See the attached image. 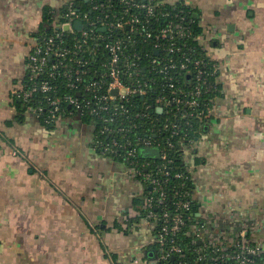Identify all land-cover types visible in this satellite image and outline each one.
Returning <instances> with one entry per match:
<instances>
[{"label":"crops","instance_id":"obj_1","mask_svg":"<svg viewBox=\"0 0 264 264\" xmlns=\"http://www.w3.org/2000/svg\"><path fill=\"white\" fill-rule=\"evenodd\" d=\"M72 1L0 0V264H132L154 242L136 222L140 187L95 151L93 124L65 117L49 130L33 113L16 118L45 14ZM180 1L198 10L224 92L193 148L204 163L188 157L200 210L226 218L222 228L246 224L264 249V0L166 3ZM128 234L139 245L128 249Z\"/></svg>","mask_w":264,"mask_h":264},{"label":"built area","instance_id":"obj_2","mask_svg":"<svg viewBox=\"0 0 264 264\" xmlns=\"http://www.w3.org/2000/svg\"><path fill=\"white\" fill-rule=\"evenodd\" d=\"M139 1L121 0L127 9L123 13V17L114 18L112 21H108L106 18L97 23L89 21L87 16L81 18L78 10L72 8V3L69 4V10L60 15L63 22L56 24L60 18H58L59 15L55 16L53 25L56 29L66 31L67 27L66 32L81 31L85 40L90 39L98 44L105 42L104 53H108L110 56L108 62L103 64V69L90 71L93 72L92 80L83 87L85 95L77 91L82 96V100L77 95H68L65 98V103L73 108L74 112H80L79 116L85 110H88L92 116H99L106 123L103 133L113 136L112 134L125 132L122 135L124 138L128 130L122 126L112 127V124L119 120V116H126V119H129L130 116H134L136 119L140 116H150L149 111L153 108L162 115H173L176 111L183 116V119L197 116L199 123H205V125L212 118L218 119V103L221 98L213 96V94L220 86L218 76L221 66L210 56L204 45V30L196 37L204 55L197 57L192 54L191 50L188 53L178 46V42L182 38L191 36L189 28L186 26L189 24V20L187 16L182 15L184 14L183 10H177L178 3L171 4L178 11L173 20L169 13H164L161 10L162 6L167 4L166 0ZM100 8L104 9L106 6L101 4L93 7L94 10ZM133 9L143 10V14L130 13ZM192 9L194 8L192 7ZM160 20L167 22L166 25H161ZM76 22L82 23L81 30L75 28ZM88 25L101 31H108V36L97 34L93 29H86ZM113 33L117 34L116 37ZM134 34L143 39H135ZM60 37L61 34L57 33L56 36L45 38L43 46L35 45L27 61V70L31 74V81L42 74H48L50 77L56 76L57 70L61 68V63L49 67L48 57L54 56L58 60L69 54L76 56L79 52H83L82 46L76 51L64 48L56 50L55 41ZM141 42L147 49L144 59L137 51V44ZM95 54H97V50L92 49L90 55L94 56ZM72 62H75L78 68L75 71L76 81L81 82L83 77L89 73L87 67L90 66V59L82 62L72 59ZM47 69L50 71H46ZM184 79L187 80V85ZM68 86L77 88L73 84ZM38 91L46 94L54 92V89L48 82L34 83L29 88L23 87L15 93V96L20 99H28ZM89 95L91 96L89 97ZM134 97L141 98L144 102L139 111H134L135 109L131 111L127 106L131 98ZM46 102L51 107L50 116H57L63 112L59 99L48 97ZM188 143H192L194 147L196 145L191 140ZM162 144L156 139V135L154 138L137 136L133 141H120V139L113 138L109 145H105L104 151L117 157L121 150L130 148L126 153V160L129 162L127 167L129 180L134 181L140 190H144L146 186L152 188L159 193L157 200L163 204L166 196L162 192V188L167 180L161 181L157 175L160 172L169 178L170 172L166 169L156 168L157 171L154 173L149 169V166L154 164L151 162L155 160L160 159L164 162L168 160L166 145L171 146V142L167 141L163 144L165 146ZM140 146L143 149H157L159 157L146 159L149 162L140 165L135 160ZM183 176L184 174L177 173L174 177L183 178ZM154 199L152 196L145 198L141 208L143 213L139 211L138 216L141 217L139 224L146 225L152 231H156L158 228L153 242V245L158 246L156 258L148 259L145 250L142 249L140 257L135 258L132 264H161L170 258L177 259L176 264H188L185 260L187 254L175 237L186 226L184 213L190 210V202L176 203V212L179 210L183 212L173 216L164 213L161 217L162 223L158 227L156 225L159 220L158 215L152 210ZM197 202L199 204L198 200ZM233 218L245 221L241 215L233 216ZM225 221L226 218L210 214L206 210H200L196 214V218L185 232V236L192 238L193 244L199 245V248L194 251L196 259L193 264H264V249L249 236L248 226L240 224L238 228H222V222ZM147 250L150 249L147 248Z\"/></svg>","mask_w":264,"mask_h":264},{"label":"trees","instance_id":"obj_3","mask_svg":"<svg viewBox=\"0 0 264 264\" xmlns=\"http://www.w3.org/2000/svg\"><path fill=\"white\" fill-rule=\"evenodd\" d=\"M141 2V0L139 1ZM75 10H78V14L81 18H87L91 22L99 23L102 20L107 18L108 21H112L114 18L120 19L123 17V13L126 11V7L122 4L121 0H74L71 2ZM69 3V4H71ZM69 4L64 6L61 10V14H64L65 11L69 10ZM104 4L106 8L94 10V6H99ZM178 9L184 11V14L187 16L189 20V24L186 26L189 28L191 32V36L188 38H182L178 42V46L184 49L185 52L190 53V50L193 55L200 57L204 55V51L202 47L199 45V42L196 41V37L202 33V26L200 24V19L196 18L195 15L198 13L197 9H192L191 6L187 5L185 2H178ZM162 12L169 13L170 18L173 19L174 15L178 13L174 6L167 3L162 6ZM51 10H47L43 24L41 26V30L37 35V44L40 46L44 45V39L50 36H56L57 33L61 34L60 39L55 41L56 50L67 49L70 51H76L80 46H82L83 52H79L78 55L72 56V54L67 55L63 59H56L54 56L48 57V66L52 67L54 64L61 63V68L57 70L56 76L50 77L48 74H42L37 78H34L32 81L31 74L29 70L27 71V75L24 81L25 88H29L34 85V83L39 84L42 82H48L51 87H53L54 92L51 93H42L40 91L33 94L31 98L28 99H20L14 96V108L17 113V120L21 122L27 113H33L37 116L40 123L47 129L52 130L59 119L65 117H79L86 123L93 124L95 126V138H94V149L95 151L104 157L111 158L116 160L120 163H123L126 167H128V161L126 160V153L130 148H125L119 152L117 157L111 155L109 152H105L104 148L105 145H109L113 138L120 139V141L126 140H134L137 136L146 138H154L156 135V139H158L161 143L165 144L167 141L171 142V146L166 145V152L168 154V160L166 162L162 160H155L151 163H154L149 166V169L156 173V168L166 169V171L170 172L169 178L165 177L164 173H158V178L161 181L167 180L166 184H163L162 192L165 194V200L162 203L157 200L159 193L155 192L152 188L147 187L144 190H140L134 199V206L138 210V212H142L141 208L144 205V200L147 197H154V206L153 212L158 215V222L156 225L159 227L162 223V215L164 213H169L170 215H175L176 213L183 212L179 210L176 212V203L179 202H190V210L184 213L185 219V227L184 229L175 237L178 241V244L184 249L185 253L187 254V261L188 264H193L194 260L196 259V255L194 254L195 249L199 248V245L192 243V238L185 236V232L189 229L190 224L196 218V214L200 212V206L196 199V190L197 186L194 180L193 173L191 172V166L189 163V156L192 157L194 161V165H201L204 163L202 158L198 157L197 150L194 151L192 143H188V141H193V144H198L199 141L203 142V138L206 137V134L210 127L213 125V122L216 121V118H212L207 125L200 124L197 116H191L187 119L181 116V114L174 111L173 115H162L158 114L156 110L153 108L149 111L150 116H140V118H135L134 116H130L129 119H126V116H119V120L112 124V127L122 126L125 130H128L126 137L124 138L122 135L125 132H120L116 134H112L110 136L108 133H103V128L106 125L99 116H92L88 113V110H85L84 113L79 116L80 112H74L73 108H70L65 103V98L68 95H77L79 99L82 100V96L78 94L77 91L81 92L82 95H85L84 92V85L89 83L92 80V74L94 70L103 69V64L107 63L110 56L108 53H104V43H96L90 39L85 40L82 37L81 31L75 32H66L63 29H56L53 23L55 21L56 14L51 13ZM142 13L143 10H136L133 9L130 13ZM60 15L58 18H60ZM182 17V16H181ZM180 17V18H181ZM174 20V19H173ZM62 19H58L56 24L61 23ZM63 22V21H62ZM167 23V22H166ZM165 22L160 20L161 25H166ZM86 29H93L97 34H101L103 36H108V31L95 29V27L86 26ZM114 37H116V33H113ZM135 39H143L140 36L133 35ZM94 49L97 50V54L94 56L90 55V51ZM131 49V47H130ZM146 46L143 42L137 44V51L140 53V57L142 59L146 58ZM153 54V53H152ZM154 55V54H153ZM72 59L77 60L78 62H82L84 60L90 59V66L87 67L89 73H87L81 82H77L75 75V71L78 69L75 62H72ZM63 67V68H62ZM76 68V69H74ZM46 71H50L47 69ZM96 79V78H95ZM97 80V79H96ZM125 80V78H123ZM185 84L187 85L188 82L184 79ZM73 84L77 86V88H70L68 85ZM91 95H89L90 97ZM216 97H223L224 92L221 88V85L217 87L216 92L213 94ZM57 98L61 101V107L63 112L59 113L57 116H50V109L49 105H47V98ZM144 102L141 98H131L130 102L127 106L131 109H135L134 111H139L141 106ZM208 129V130H207ZM177 133V134H174ZM183 142H181V140ZM186 140V141H185ZM205 140V139H204ZM162 146H165L163 145ZM143 147H138L137 155L135 160L140 164H144L145 162H149L144 158L142 155ZM148 167V166H147ZM146 167V168H147ZM182 173L184 174L183 178H175V174ZM143 213V212H142ZM141 221V217H138L136 222L139 224ZM132 222V220H130ZM120 227V226H118ZM120 229V228H119ZM156 231H152L153 235L157 234ZM150 250H147L145 255L148 258V251H154L156 254V250H158L157 245H152L149 247ZM177 259L170 258L161 264H176Z\"/></svg>","mask_w":264,"mask_h":264},{"label":"water","instance_id":"obj_4","mask_svg":"<svg viewBox=\"0 0 264 264\" xmlns=\"http://www.w3.org/2000/svg\"><path fill=\"white\" fill-rule=\"evenodd\" d=\"M195 17L198 18L197 15H195ZM75 28L77 30H81L82 29V23L81 22H76ZM65 30L67 31L68 28L66 27ZM142 155L146 159H153V158L157 159L159 157V151L157 149H155V148H147V149L142 150ZM147 255H148V259L156 258V254H155L154 251H148Z\"/></svg>","mask_w":264,"mask_h":264},{"label":"rangeland","instance_id":"obj_5","mask_svg":"<svg viewBox=\"0 0 264 264\" xmlns=\"http://www.w3.org/2000/svg\"><path fill=\"white\" fill-rule=\"evenodd\" d=\"M198 157H199V155H198ZM141 230H142L143 232H145L146 228H143V229H141ZM124 234H127V233H124ZM124 238H125V239H124L123 242H124V244H125L126 246H128V247H127L128 249L131 248V247H135L136 244L139 245V243H140L138 236H137V235H134V234H128V235H126Z\"/></svg>","mask_w":264,"mask_h":264}]
</instances>
